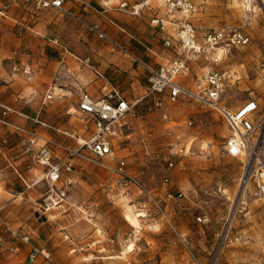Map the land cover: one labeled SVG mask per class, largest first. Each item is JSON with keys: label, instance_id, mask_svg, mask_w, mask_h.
<instances>
[{"label": "built area", "instance_id": "2783aa9c", "mask_svg": "<svg viewBox=\"0 0 264 264\" xmlns=\"http://www.w3.org/2000/svg\"><path fill=\"white\" fill-rule=\"evenodd\" d=\"M31 3L36 10L55 9L65 11V0H22ZM246 8L256 0H244ZM117 10L132 16H141L145 10L151 11L150 26L160 34L162 51H172L173 55L165 63L150 64L130 53L120 42L93 23L85 26L102 39L111 51L128 57L146 73L147 94L164 95L170 102L191 101L214 111L227 129L223 142V153L240 161L241 172L235 195L230 199L225 215L218 217L222 228L217 235L220 247L239 241L241 236L230 233V225L236 212L242 211L247 203L246 192L251 191L257 199L264 202V105L257 98L244 100L231 107L225 99L227 90L240 80V73L226 63L235 49L250 43L249 35L239 26L225 24L216 28H204L192 21L197 5L192 0H133L121 1ZM4 8L0 14L4 15ZM170 30V32L168 31ZM206 61L208 68L195 75L196 88L186 87L179 77L186 73L192 62ZM87 66L97 77L102 73L91 63L90 58H76ZM53 99V91L47 92L42 103ZM0 122L13 127L23 134L20 148L29 155L26 169L40 167L41 175L37 182L44 181L46 190L42 192L37 209L42 215L60 208L67 201L68 194L75 184L74 167H92L109 172L108 178L99 183V188L134 206L135 214L148 221L163 224L174 235V240L187 248L191 258H195L187 247L186 236L179 230L175 211L185 198L181 189L171 187V174L165 171L160 186L146 187L140 179L126 170V160L116 154L127 121L137 118L135 104L129 102L121 90L110 88L101 97H94L83 88L78 89L76 103L65 109V114L73 116L79 125L72 129H62L51 125L40 117V112L26 116L33 123L48 128L74 141L66 144L55 139H45L36 145L38 139L34 130L15 125L9 121L11 114L21 115L9 106H1ZM163 120H169L166 113ZM187 126L191 122L186 123ZM169 135L171 133H168ZM167 153L162 155L149 147L160 166L170 171L177 164V157L185 156L190 147L169 141L165 144ZM23 180V178L19 175ZM252 187V189H251ZM221 190V188H218ZM228 199V197H226ZM241 208V209H239ZM194 221L207 225L212 219L206 212L194 214ZM119 233L107 239L108 251L116 252ZM70 239L69 235H64ZM29 250L22 264H60L44 246L32 244L31 235L18 228L4 225L0 230V248L5 247L14 255L24 246ZM121 253V252H120Z\"/></svg>", "mask_w": 264, "mask_h": 264}, {"label": "rangeland", "instance_id": "374dc122", "mask_svg": "<svg viewBox=\"0 0 264 264\" xmlns=\"http://www.w3.org/2000/svg\"><path fill=\"white\" fill-rule=\"evenodd\" d=\"M192 1L197 5L195 16L207 11L213 27L236 25L250 37V43L235 49L227 60L226 64L241 75V80L225 94L226 101H230L227 104L236 107L254 97L264 105V0L252 2L248 9L244 0ZM152 37L160 42L157 31ZM163 96L147 98L136 105L139 116L126 130L129 137L120 142L117 154L125 156L127 172L148 188L159 187L165 171L171 174V187L185 194L175 211V219L195 258L189 256L187 248L176 242L163 224L149 225L135 214L133 205L107 195L99 183L108 178L109 172L88 166L77 170L69 197L54 218L47 220L34 213V225L43 220L38 227L39 245L49 250L58 263L264 264V202L252 190H247V203L242 211L236 212L230 225V233L241 236L239 241L223 247L217 242L222 228L218 217L226 214L241 172L240 161L223 153L226 127L207 107L191 101L170 102ZM164 113L168 121L163 120ZM189 121L191 125L187 126ZM170 140L190 148L167 171L149 147L164 155L165 143ZM67 144L73 145L74 141L69 139ZM42 188L46 190V186ZM200 212L209 214L211 223H196L194 214ZM64 230L72 235L73 241L64 238ZM116 233H119L116 252H109L107 239ZM18 253L10 255L3 247L0 264H22L25 258L19 260Z\"/></svg>", "mask_w": 264, "mask_h": 264}, {"label": "crops", "instance_id": "0c3cea01", "mask_svg": "<svg viewBox=\"0 0 264 264\" xmlns=\"http://www.w3.org/2000/svg\"><path fill=\"white\" fill-rule=\"evenodd\" d=\"M121 1L125 0H65V11H57L36 10L31 3L22 0H0V10H5L4 15L0 14V115L3 105L20 112L21 115L11 114L9 121L34 130L38 136L35 146L45 139L67 144L70 138L37 125L26 116L40 112V117L51 125L67 130L76 128L79 123L73 116L66 115L65 109L75 105L79 88L94 97L103 96L112 87L119 88L135 108L138 103L158 95L147 94L146 73L141 68L123 54L111 51L85 26V23L97 25L130 53L150 64L167 62L173 53L163 52L161 41H154L155 30L150 26L152 12L145 10L141 16L129 15L116 9ZM195 14L192 17L195 25L216 28L209 21L207 11L201 16ZM77 57L90 58L103 77H97L80 64ZM206 68L208 65L202 58L190 63L188 71L180 76V83L195 89V75ZM51 91L53 99L43 104V97ZM131 125L132 120H128L119 142L128 139L126 130ZM22 137V133L0 122V230L4 225L18 228L31 235L32 244L39 245L38 227L43 220L34 225V213L48 220L65 204L46 215L38 211L36 203L45 191L44 181L37 182L42 169H26L29 155L20 148ZM78 169L82 168L74 167V176ZM63 233L73 241L68 231ZM29 247L28 244L22 247L19 260L26 257Z\"/></svg>", "mask_w": 264, "mask_h": 264}, {"label": "bare ground", "instance_id": "6f19581e", "mask_svg": "<svg viewBox=\"0 0 264 264\" xmlns=\"http://www.w3.org/2000/svg\"><path fill=\"white\" fill-rule=\"evenodd\" d=\"M244 6L246 7L247 5H245V4H244ZM248 7H249V5H248ZM128 250L130 251V250H131V248H129Z\"/></svg>", "mask_w": 264, "mask_h": 264}]
</instances>
